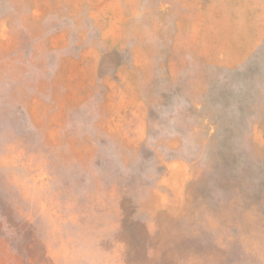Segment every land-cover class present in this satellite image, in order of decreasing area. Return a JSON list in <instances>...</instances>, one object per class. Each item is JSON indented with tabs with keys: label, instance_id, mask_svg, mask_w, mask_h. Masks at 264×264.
<instances>
[{
	"label": "rangeland",
	"instance_id": "obj_1",
	"mask_svg": "<svg viewBox=\"0 0 264 264\" xmlns=\"http://www.w3.org/2000/svg\"><path fill=\"white\" fill-rule=\"evenodd\" d=\"M0 264H264V0H0Z\"/></svg>",
	"mask_w": 264,
	"mask_h": 264
}]
</instances>
